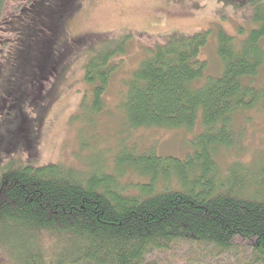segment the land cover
Wrapping results in <instances>:
<instances>
[{"label":"trees","instance_id":"16d2710c","mask_svg":"<svg viewBox=\"0 0 264 264\" xmlns=\"http://www.w3.org/2000/svg\"><path fill=\"white\" fill-rule=\"evenodd\" d=\"M244 4L254 27L238 44L216 33L219 76H207L198 58L208 31L154 46L126 82L121 106L132 130L190 133L199 118L190 154L131 150L110 173L84 177L60 165H4L1 264H174L172 256L184 251L194 256L185 264H264V162L257 171L238 161L222 171L217 163L235 147L236 116L264 113V83L253 84L264 73V0ZM51 8L50 20L67 15ZM120 47L109 42L84 66L92 112L101 110ZM128 174L144 181L123 185Z\"/></svg>","mask_w":264,"mask_h":264},{"label":"rangeland","instance_id":"374dc122","mask_svg":"<svg viewBox=\"0 0 264 264\" xmlns=\"http://www.w3.org/2000/svg\"><path fill=\"white\" fill-rule=\"evenodd\" d=\"M245 1L66 0L63 4L71 2L72 11L50 20L49 8L55 10L60 0H0V172L15 160L35 167L60 165L84 177L110 173L114 160L131 150L176 159L190 154L191 141L202 130L199 118L190 133L132 130L121 106L126 82L154 46L171 36L208 31L211 36L198 58L207 62V76H219L216 33L238 44L254 27ZM109 42L122 47L110 60L115 68L101 110L92 112L84 66ZM262 83L263 72L253 84ZM234 123L235 147L219 154L218 166L225 171L238 161L257 171L264 162V113L257 108L236 116ZM122 180L131 186L144 181L130 174ZM193 257L184 251L171 259L185 264Z\"/></svg>","mask_w":264,"mask_h":264},{"label":"flooded vegetation","instance_id":"af4514ba","mask_svg":"<svg viewBox=\"0 0 264 264\" xmlns=\"http://www.w3.org/2000/svg\"><path fill=\"white\" fill-rule=\"evenodd\" d=\"M64 1H66V0H63L62 3H59V4H58V8H60V10H61V9H65V10H66V13H67V15H68L69 12L72 11V10L70 9V8H71V2H69V4H67V3L63 4ZM62 4H63V6H61ZM55 9H57V7H56Z\"/></svg>","mask_w":264,"mask_h":264}]
</instances>
